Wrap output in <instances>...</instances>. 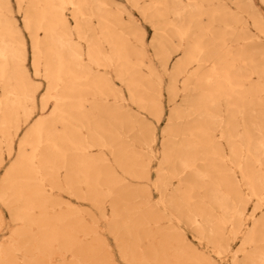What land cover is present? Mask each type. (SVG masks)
<instances>
[{"label":"rangeland","instance_id":"1","mask_svg":"<svg viewBox=\"0 0 264 264\" xmlns=\"http://www.w3.org/2000/svg\"><path fill=\"white\" fill-rule=\"evenodd\" d=\"M19 1V11L24 15L30 0L27 4L24 0L22 5ZM218 1H226L233 11L245 15L248 21V31L239 34L236 40L220 43V50L238 54L240 57L236 60L239 61L240 70L244 67L243 53H251V57L245 59L252 70L248 76L253 84H258L260 79L254 71L258 63L264 61V32L260 30L261 26L256 28L251 15H246L245 6L252 3L264 18V2L244 0L241 4L243 8H239L234 0H214L203 9L204 24L208 21L209 11ZM150 2L138 1L142 8ZM171 3L169 0L168 4ZM3 7L5 9L8 6L4 4ZM92 9H89L86 17L90 18L94 30L100 33L101 17ZM140 10L133 5L132 0L104 1L103 17L107 23L113 21V27H116L115 19H119L117 29L127 33L128 50L145 51V63L137 72L139 86L130 92L119 79L114 66L109 67L106 71L113 91L109 92L108 97L99 92L94 95L92 90L86 94L88 104L98 101L97 114L103 116L105 121H86L80 111L66 112L63 120L55 123L57 131L66 130L70 115L77 129L73 130V137H69L68 131H65L64 157L56 161L55 157H50L51 162L45 157H36L27 145L24 150H20L28 138L26 134L33 130L40 117L51 119L56 110V100L48 94V80L43 73L35 71L34 48L24 24L31 49L27 62L17 65L18 81L13 82L15 89L12 99L17 112L12 116L13 127L9 129L12 134L10 144L7 137L0 136V192L6 175L11 176L13 173V194L8 190L7 202L0 198V264H234L236 251L254 247L246 243L252 220L248 219L242 225L229 222L222 225L223 233L219 240L216 236L201 234L199 228L192 224V213L212 220L223 215L226 210L219 208L213 201L214 197L221 196L229 198L225 206L245 211L246 219L253 214L257 220H261L264 218V199L248 196L251 189L237 167V159L231 156L229 139L224 138L220 129L214 130L212 136L220 142L225 154L224 169L212 172L202 183L188 169L175 174L174 164L185 157H164V144L168 136H164V131L171 132L180 125L171 117L176 109L181 108L180 104L187 99L189 92L184 84L186 74L174 71L186 47L193 41L173 39L166 43V47H160L153 41L155 32L161 34L159 24L154 26ZM65 13L70 25L75 24L71 9L66 8ZM22 18L20 22H24V16ZM165 19H172L171 12L164 13L160 21ZM227 23L231 24L228 28L236 25L230 18ZM218 27L217 21L214 29ZM20 32L26 42L21 28ZM74 34L80 41L74 47L87 50L86 42L80 40L76 32ZM39 35L43 33L39 32ZM104 48L109 52L112 47L104 42ZM162 53L165 55L162 56ZM76 63L81 65L80 60ZM196 64L189 67L192 69ZM93 66L94 70L105 71L102 67ZM206 66L212 65L207 62ZM23 83L26 85L23 92L29 90L27 93L30 98L20 106L23 94L20 85ZM91 85L90 82L86 84L87 87ZM175 85L177 91L172 94V86ZM119 91L122 97H116ZM139 97H151L159 101L160 110L151 113L147 102L140 103L137 100ZM258 97L264 101V91H255L254 100ZM229 103V100L220 99L215 106V110L222 109L225 120L228 117L226 109H230ZM251 108L252 120H258L263 107L254 101ZM130 111L139 122L145 123L139 132L148 136L155 131L156 138L150 146L137 141L131 123L124 124L122 121L123 115ZM239 118L235 124L242 133L245 122L241 116ZM121 123L122 127L118 129ZM104 124L107 140L112 141L117 137L123 142L120 146L123 154H115L116 146H103L98 137L92 135L99 134L103 130L100 126ZM84 141L91 142L87 143L91 147L85 152L82 148ZM70 142L76 143V154L68 151ZM20 157L25 160L30 158L38 171L33 166L27 170L25 166L19 165ZM257 158L253 164L258 173L263 174L264 157ZM163 165L165 169H162ZM214 180H223L224 184L217 186L212 183ZM257 192H262L264 196V178ZM175 196L188 199L175 202ZM231 199H234L233 202ZM16 211L18 214L27 213L28 219L24 221L21 216L17 218ZM256 242L264 243V237H257ZM41 245L45 247L40 249ZM219 248L222 249L221 254L218 253ZM238 257L243 258L244 251H238Z\"/></svg>","mask_w":264,"mask_h":264},{"label":"bare ground","instance_id":"2","mask_svg":"<svg viewBox=\"0 0 264 264\" xmlns=\"http://www.w3.org/2000/svg\"><path fill=\"white\" fill-rule=\"evenodd\" d=\"M104 1L30 0L25 7L24 24L30 34L31 46L33 45L34 48L35 71L36 73H43L48 80V94L56 100V110L51 119L40 117L33 130L28 131L26 136L33 138L24 140L23 146L20 147L21 151L27 145V148L31 149L36 157H45L49 162H51L50 157H55V161L64 157L65 142L63 138L66 134L65 131H68L69 137H73L75 134L73 130L77 129L73 125V117L70 115L66 130L57 131L55 123L63 120L66 112L70 114L74 111H80L82 118L86 121L102 120L104 122L105 118L99 117L97 114L99 112L98 101L88 104L86 94L92 90L94 95L99 92L102 96L108 97L113 91L106 71L109 67L114 66L119 79L126 84L130 92L135 91L139 86L137 72L145 63V51L136 50L132 52L128 50L129 37L127 33L117 29L119 19H115L116 27H113V21L107 23L103 17ZM138 1L132 0V3L141 9L142 15L147 17L154 26L159 24L161 34L158 35L155 32L153 41L158 43L160 47H166V43L173 39L194 42L186 47V52L181 55L174 71L177 74H186V83L184 84L189 93L187 99L180 104L181 108L176 109L175 114H172L171 117L172 120H177V124L180 125L172 129L171 132L170 130L164 131V136L168 135L164 144V157H185L184 160L174 164L175 174L178 175V172L188 169L194 172L198 182L202 183L212 172L224 169L225 154L220 147V142L212 136L214 130L220 129L224 138L229 139L232 147L231 156L233 159H237L235 161L237 167L251 189L248 196L264 199L263 193L257 192V188H261L263 185L264 173H258L259 171L253 164L257 157H264V101L260 97L254 100L255 91H264V61L258 63V67L254 71L259 76L260 82L253 84L250 76H248L252 73V70L248 68L250 63L245 61L246 58L251 57V53H243L244 67L240 70L239 61L236 60L240 56L229 50H220L222 47L220 43L236 40L239 34L248 31L246 16L233 11L226 1H218L211 12L209 11L208 21L204 24L203 9L205 5L214 0H171V5L168 4L169 0H151L144 8L139 5ZM234 1L239 8H243L241 4L244 0ZM22 2L24 0H20L19 4L22 5ZM4 4L8 6L9 0H0V80L4 73L1 63L7 59H13L17 60L20 65L21 63L25 64L28 59L27 41L25 42L22 37L20 28L12 26L7 30L5 27L7 24L4 25L3 20L6 17L3 12ZM245 7L246 15H251L256 28L259 29L261 26L260 30L264 32V18L258 13L255 6L250 3L246 4ZM66 8L71 9L75 21L73 25H70L66 16ZM90 8L101 17L100 33L94 30L90 18L86 17ZM167 11L171 12L172 19L160 21ZM7 13L10 12L7 11ZM111 15L113 17L114 13ZM115 16L118 15L115 14ZM229 18L236 24L231 28H228L231 25L227 23ZM217 21L219 27L214 29ZM39 32H42L43 35H39ZM74 32L80 40L86 42L87 50L82 51L74 47L80 42L76 39ZM104 42L112 47L109 52L105 50ZM164 55L165 53H162V56ZM77 60H80L81 65L76 63ZM195 62L197 66L191 69L189 66ZM207 62H210L212 66H206ZM93 65L102 67L105 71L94 70ZM151 71L154 72L152 68ZM89 82L92 85L87 87L86 84ZM20 87H22V92L26 89L24 83ZM176 91V85L172 86V94H176ZM27 92H23L19 101L20 106L27 102L26 99L30 98ZM118 96H123L120 91L116 92V97ZM220 99H226L230 102V109H226V114L228 113L226 120L222 117V109L215 110ZM9 100L10 98H5L4 102L0 100V111H6L7 104L11 103ZM137 100L140 103L146 101L151 113H157L160 110L159 101L154 98L139 97ZM254 101L263 107L262 116L258 120L251 118V107ZM11 104L15 105L13 101ZM1 116L0 136L7 137L10 144L12 134L7 124L8 115L4 113ZM123 116L124 124L131 123L132 130H135L134 138L137 141L139 140V142L149 146L154 142L156 138L154 130L148 136L139 132L145 124L144 121L139 122L131 111ZM239 116L245 122L242 133L237 130L235 124L236 120L240 119ZM120 127H122V123L117 126L118 129ZM100 128L103 130L99 134L93 133L92 135L98 137L103 146H116L115 154H123V149L120 148L123 142L117 137L112 141L107 140L105 124ZM87 143L91 142H83L84 152L91 147ZM77 150L76 143L70 142L68 151L76 154ZM30 160V158L25 160L24 157H20L18 163L28 170L33 166V162ZM33 167L37 172V167ZM162 169H165L164 165ZM12 179L13 173L11 176L6 175L3 180L0 192V198L3 201L8 200V190L11 195L13 194ZM212 183L217 186L224 184L223 180H214ZM246 196L243 195V197ZM187 199L183 196H175L173 201L185 202ZM228 199L226 196L213 198L214 203H217L219 208L226 210L223 215L218 216L217 220L192 213V224L199 228L201 234L213 235L219 240L223 233L222 225L228 222L233 225L235 223L242 225L246 224L248 219L252 220L247 231L246 243L253 244L254 247L250 250L239 249L238 251H244V257L241 259L238 257V251H236L233 257L234 264H264V243L256 242L257 237H264V218L257 220L251 214L246 219L245 211L242 209H234L233 206L230 208L224 205ZM233 200L231 199L232 202ZM230 209L231 211H229ZM11 214L13 217L14 213ZM15 215L16 217L21 216L24 221L29 217L26 216L27 213L25 215L23 213L18 214L17 211ZM44 247L41 245L40 249ZM218 253H222L221 248H219Z\"/></svg>","mask_w":264,"mask_h":264},{"label":"crops","instance_id":"3","mask_svg":"<svg viewBox=\"0 0 264 264\" xmlns=\"http://www.w3.org/2000/svg\"><path fill=\"white\" fill-rule=\"evenodd\" d=\"M25 3L27 4L28 0H26ZM7 11L10 13H7ZM3 12L6 14V17L3 20V22H4V25H5V23L7 24L5 26L7 28V30H8V28L9 29L12 28V26H13L14 28L20 27L24 36H25V33H28L26 31V29L24 28L23 20H22V22H20V17L22 18L24 15H23V13H21L19 11L17 0H9L8 7H6L5 9L3 7ZM25 38L27 41V48L29 51V48L31 49V47L28 46L29 43H28V39L26 36H25ZM17 65H18L17 60H13V59H7L3 63H1V66L3 67L4 73L2 74L1 80H0V83L3 82V84H0V100H3V102L5 101V98H7V99L10 98L11 103L13 101L12 94H13V90L15 89L13 82L18 81ZM16 88H17V86H16ZM10 100H9V103H10ZM7 103H8V101H7ZM11 103L7 104L6 111H2V110L0 111V114L7 113V115H8L7 124H8L9 129H12V127H13V125H12L13 124V119H12L13 117L12 116L17 112L16 106L15 105L13 106Z\"/></svg>","mask_w":264,"mask_h":264}]
</instances>
